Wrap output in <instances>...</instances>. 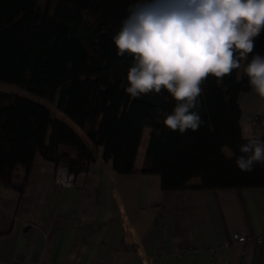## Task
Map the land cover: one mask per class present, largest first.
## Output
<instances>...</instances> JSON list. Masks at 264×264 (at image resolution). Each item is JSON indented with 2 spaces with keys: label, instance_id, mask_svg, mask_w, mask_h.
Segmentation results:
<instances>
[{
  "label": "trees",
  "instance_id": "16d2710c",
  "mask_svg": "<svg viewBox=\"0 0 264 264\" xmlns=\"http://www.w3.org/2000/svg\"><path fill=\"white\" fill-rule=\"evenodd\" d=\"M38 1L0 0V81L8 83L0 88L20 93L0 89V182L22 192L36 154L79 175L102 147L115 171L158 173L168 191L264 187V164L243 172L234 163L247 143L239 102L251 89L244 67L264 56V30L240 69L222 82L204 81L195 109L203 124L181 134L163 124L160 113L175 105L166 91L134 98L124 90L133 58L117 55L112 37L139 0H50L45 10Z\"/></svg>",
  "mask_w": 264,
  "mask_h": 264
},
{
  "label": "crops",
  "instance_id": "0c3cea01",
  "mask_svg": "<svg viewBox=\"0 0 264 264\" xmlns=\"http://www.w3.org/2000/svg\"><path fill=\"white\" fill-rule=\"evenodd\" d=\"M239 102L243 136L264 135V98L250 89ZM149 136L147 127L138 170ZM97 148L71 186L62 183L72 179L68 165L41 154L22 192L0 182V263L264 264V241H232L264 230V187L168 191L160 174L119 173Z\"/></svg>",
  "mask_w": 264,
  "mask_h": 264
},
{
  "label": "clouds",
  "instance_id": "9594fccd",
  "mask_svg": "<svg viewBox=\"0 0 264 264\" xmlns=\"http://www.w3.org/2000/svg\"><path fill=\"white\" fill-rule=\"evenodd\" d=\"M264 30V0H139L112 37L117 55L133 58L124 90L132 97L166 91L175 101L164 126L181 134L203 124L197 109L209 76L222 82L241 68ZM251 89L264 98V56L244 67ZM236 167L264 164V140L247 138ZM231 158V157H229Z\"/></svg>",
  "mask_w": 264,
  "mask_h": 264
},
{
  "label": "built area",
  "instance_id": "2783aa9c",
  "mask_svg": "<svg viewBox=\"0 0 264 264\" xmlns=\"http://www.w3.org/2000/svg\"><path fill=\"white\" fill-rule=\"evenodd\" d=\"M71 177H72L71 180L64 181V182H62V183L65 184V185H68V186L73 185V183H74L73 180H74V178H75V175L72 174ZM232 241H236V242H239V243H241V244H247V243H249V242H257V243H261V242L264 241V230H263L262 232L258 233V234H254V235H251V236H246V235H245L244 233H242V232H235V233L233 234V236H232ZM228 244H229V241L224 243V245H228ZM224 245H223V246H224ZM218 248H219V247H218ZM218 248H215V249H214V256H216L215 253H216V251H217ZM193 249H194V250H198V248H193ZM215 250H216V251H215ZM186 251H189V249H183L181 252H182V254H183V253H185ZM214 260H215V257H214ZM0 264H2V263H0Z\"/></svg>",
  "mask_w": 264,
  "mask_h": 264
},
{
  "label": "rangeland",
  "instance_id": "374dc122",
  "mask_svg": "<svg viewBox=\"0 0 264 264\" xmlns=\"http://www.w3.org/2000/svg\"><path fill=\"white\" fill-rule=\"evenodd\" d=\"M38 4H39V6H40L43 10H45V9L49 6V4H50V0H39V1H38ZM0 83L8 84V83L1 82V81H0ZM9 85H11V86H15V87H17V88H20L21 90H24V91L28 92L27 90H25V89H23V88H21V87H19V86H17V85H13V84H9ZM0 89H3V88H0ZM3 90H7V89H3ZM7 91L15 92V91H12V90H7ZM15 93H18V92H15ZM29 93H30V92H29ZM18 94H20V93H18ZM31 94H32V93H31ZM37 101L40 102V100H37ZM41 103H42V102H41Z\"/></svg>",
  "mask_w": 264,
  "mask_h": 264
},
{
  "label": "water",
  "instance_id": "95a60500",
  "mask_svg": "<svg viewBox=\"0 0 264 264\" xmlns=\"http://www.w3.org/2000/svg\"><path fill=\"white\" fill-rule=\"evenodd\" d=\"M37 101V100H36ZM45 105V104H44ZM74 129V128H73ZM75 130V129H74ZM76 131V130H75ZM77 132V131H76ZM78 133V132H77Z\"/></svg>",
  "mask_w": 264,
  "mask_h": 264
}]
</instances>
